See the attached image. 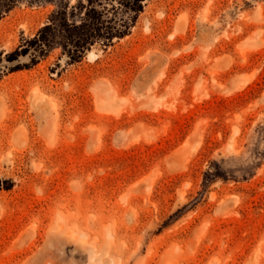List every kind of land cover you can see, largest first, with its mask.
<instances>
[{"label":"rangeland","instance_id":"1","mask_svg":"<svg viewBox=\"0 0 264 264\" xmlns=\"http://www.w3.org/2000/svg\"><path fill=\"white\" fill-rule=\"evenodd\" d=\"M85 2L0 0V264H264V0L6 59Z\"/></svg>","mask_w":264,"mask_h":264},{"label":"trees","instance_id":"2","mask_svg":"<svg viewBox=\"0 0 264 264\" xmlns=\"http://www.w3.org/2000/svg\"><path fill=\"white\" fill-rule=\"evenodd\" d=\"M80 3L79 14L71 19L65 11L52 16L50 23L42 27L37 35L6 56L8 61L19 54L25 55L30 50L33 61L37 55L43 56L51 48L50 32L54 19L59 28L57 43L69 62L78 61L85 51L98 43L108 46L114 39L128 35L138 16L143 11L144 0H85Z\"/></svg>","mask_w":264,"mask_h":264},{"label":"bare ground","instance_id":"3","mask_svg":"<svg viewBox=\"0 0 264 264\" xmlns=\"http://www.w3.org/2000/svg\"><path fill=\"white\" fill-rule=\"evenodd\" d=\"M108 109V108H107ZM111 112V111H110ZM114 113V112H113Z\"/></svg>","mask_w":264,"mask_h":264}]
</instances>
